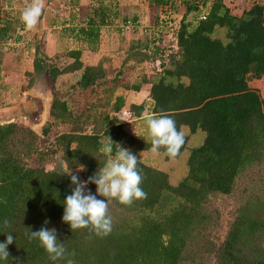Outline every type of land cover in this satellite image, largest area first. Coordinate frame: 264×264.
I'll list each match as a JSON object with an SVG mask.
<instances>
[{"label": "trees", "instance_id": "1", "mask_svg": "<svg viewBox=\"0 0 264 264\" xmlns=\"http://www.w3.org/2000/svg\"><path fill=\"white\" fill-rule=\"evenodd\" d=\"M118 1L62 0L70 6V20L60 13L61 20L46 18L55 33L51 44L60 33L76 43L62 61L59 53L39 52V36L25 29L18 0H0V63L7 51L29 58L23 91L44 70L52 88L38 131L0 123V243L7 232L14 237L8 260L0 264H65V259L51 261L39 241L29 239L30 231L42 227L56 229L66 258L75 264H264V98L248 83L264 73V1L251 0L235 14L224 0H130L138 11L123 15ZM178 7L183 12L174 40L151 36L176 17ZM143 11L146 22L140 25ZM111 26L151 28L129 41L125 60L158 61L159 68L130 83L117 74L107 78L102 60L84 63L83 51H97L102 30ZM141 84L148 88L141 90ZM119 87L122 92L116 93ZM77 94L82 107L75 110L71 104ZM123 109L131 120L117 116ZM144 112L170 114L185 132L175 158L163 147L151 151ZM108 137L113 155L119 143L139 159L147 198L130 206L112 199V231L106 236L90 228L72 231L62 216L75 185L64 172L71 170L81 181L96 174L111 158L104 152ZM96 189L94 183L86 186V192L106 201ZM212 198L229 201L232 214L217 235L213 229L221 208Z\"/></svg>", "mask_w": 264, "mask_h": 264}, {"label": "rangeland", "instance_id": "2", "mask_svg": "<svg viewBox=\"0 0 264 264\" xmlns=\"http://www.w3.org/2000/svg\"><path fill=\"white\" fill-rule=\"evenodd\" d=\"M19 4L18 7L20 10L30 3V0H18ZM264 1V0H259ZM132 1L130 0H119L118 5V12L121 15L126 13H137L136 10L131 7ZM224 3L229 8L231 13L239 14L243 8H247L251 4V0H224ZM140 4V3H139ZM69 5L66 3L62 5V0H45V8L40 17V20L34 30H32L33 34H35L36 38L39 36L38 40V48L39 52H47V55H51L52 53L56 52L60 55L64 54L65 50L68 48H72L76 46L75 41L69 35H65L64 33L56 32L58 34V38L55 37V43H50V36L55 35L52 32L51 27H46V18L50 19L53 15L57 17L58 20H61L60 15L62 18L66 20H70V9ZM138 11V10H137ZM141 12V10H139ZM183 12V7H178L176 12V17L171 15V20H167L166 23L160 24L159 33L154 31L153 34L151 33V28H146L144 31L139 26L138 30H118L115 26L114 27H106L102 30L101 37L98 41V48L95 52L83 51L82 53V60L84 63L88 64H96L99 60H102L103 67L106 70L107 78H112L115 74H117V78L119 81L128 80L130 83L134 80H138L142 73L150 72L152 67L156 69L159 68L158 61H154L153 63L146 62V61H138L137 57L129 58L125 60L127 54V47L129 45L130 40H134L136 38H143L145 35L150 34L151 36L159 35L161 40L164 42H169L170 40H174L173 38V30L174 27L178 23V18ZM147 12L143 11L140 13V25L145 24L146 22V15ZM190 14H188L189 17ZM68 18V19H67ZM174 19V20H172ZM48 22L50 20H47ZM73 23V21H72ZM53 27V26H52ZM54 28L58 30L59 27L54 25ZM147 33V34H146ZM16 46V44H14ZM8 46L6 45V48ZM9 48V47H8ZM29 48V47H28ZM33 48V46H32ZM33 50V49H32ZM20 52L24 54V48L20 49ZM22 57L20 54H14L12 51L4 52L3 60L1 64L0 70V82L6 83V86L2 88L0 86V123H7V122H16L18 124H25L31 126L35 131L45 124L46 116L44 117V107L45 103L43 102L41 96L32 94L29 92V89L38 86L42 93H44L47 101V110L50 100V93L52 88L49 84L48 79V72L42 71L37 75V77L33 81V85L26 91H23L21 88V84L23 82V74L24 70L30 69L31 64L29 58L21 59ZM62 61H65L67 58L63 55L61 56ZM15 63H19V66H16ZM118 70H121L120 73H117ZM122 79V80H121ZM74 81V78L71 79V82ZM249 86L251 85L252 88L256 89L258 94L264 98V73L262 78L255 80H249ZM37 84V85H36ZM36 85V86H35ZM141 90H145L148 88L147 84H141ZM38 88H36L37 90ZM100 89V88H99ZM68 91H71L69 88ZM116 93L122 92V88H117L115 90ZM26 94L29 96L26 97ZM136 93L134 92L132 95V102L136 99ZM75 110H78L82 107L81 102V95L77 94L74 95V101L71 104ZM117 116L121 120H131L129 113L126 112L124 109L123 111H119L116 113ZM50 139L48 137H42L40 139V144L45 145L47 141ZM196 141V139H195ZM255 173V170H253ZM261 175V172L259 173ZM261 175V177H263ZM212 205L215 208H221L220 210V217L216 219L217 224L215 225L213 232L217 235V232L223 231L228 217L231 216V208L230 202L228 201L225 203L224 198H212ZM221 206H224L222 208Z\"/></svg>", "mask_w": 264, "mask_h": 264}, {"label": "clouds", "instance_id": "3", "mask_svg": "<svg viewBox=\"0 0 264 264\" xmlns=\"http://www.w3.org/2000/svg\"><path fill=\"white\" fill-rule=\"evenodd\" d=\"M45 8V0H30L20 14V20L26 30H34ZM142 117L146 123L148 135L151 138V151L153 153L163 147L165 154L175 158L185 144V132L178 130L176 121L170 114H161L159 117L149 112H144ZM126 121V120H122ZM113 141L108 137L104 145V152L111 157L104 167L96 174L81 181L71 170H65L71 183L75 185L70 195L64 200V213L62 221L70 224L72 231L81 228H90L98 236H106L112 231V217L109 215V202L116 199L123 205H131L135 200L147 198V193L141 188L142 175L138 169L139 159L129 149L115 144L113 155ZM79 171L84 170L83 166ZM47 171V169H46ZM88 183L97 186V193L106 198L98 199L91 191L86 192ZM47 223V221L45 222ZM4 228L9 227V220L3 222ZM6 232V231H5ZM6 240L0 243V260L7 261L9 252L8 245L13 243L14 237L7 232ZM29 239L38 240L40 245L49 255L53 262L65 259V264H75L74 259L66 258V248L63 243H58L56 229L42 227L38 231H30ZM72 256L75 254L72 253Z\"/></svg>", "mask_w": 264, "mask_h": 264}, {"label": "water", "instance_id": "4", "mask_svg": "<svg viewBox=\"0 0 264 264\" xmlns=\"http://www.w3.org/2000/svg\"><path fill=\"white\" fill-rule=\"evenodd\" d=\"M36 85H37V84H36ZM36 85H35V86H36ZM30 88H31V87H30ZM36 88H38V89L36 90ZM29 92L32 93V94H36V95L41 96L43 102L45 103L44 113H43V115H44V117H45V116H46V113H47V101H46V97H47V96H46L44 93L41 92V90L39 89L38 86L29 89Z\"/></svg>", "mask_w": 264, "mask_h": 264}, {"label": "crops", "instance_id": "5", "mask_svg": "<svg viewBox=\"0 0 264 264\" xmlns=\"http://www.w3.org/2000/svg\"><path fill=\"white\" fill-rule=\"evenodd\" d=\"M262 76H263V75H262ZM262 76L260 77V79L262 78ZM258 79H259V78H258ZM253 80H255V81H256L257 79H253ZM253 80H252V81H253ZM250 87H251V85H250Z\"/></svg>", "mask_w": 264, "mask_h": 264}]
</instances>
